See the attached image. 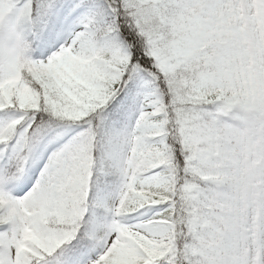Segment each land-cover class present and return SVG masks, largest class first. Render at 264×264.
Returning <instances> with one entry per match:
<instances>
[{"label":"snow or ice","instance_id":"6c2138e0","mask_svg":"<svg viewBox=\"0 0 264 264\" xmlns=\"http://www.w3.org/2000/svg\"><path fill=\"white\" fill-rule=\"evenodd\" d=\"M0 264H264V0H0Z\"/></svg>","mask_w":264,"mask_h":264}]
</instances>
